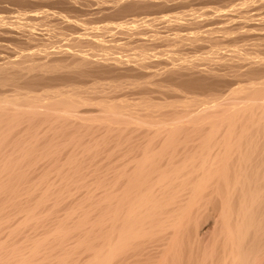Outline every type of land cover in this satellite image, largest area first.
Returning <instances> with one entry per match:
<instances>
[{
    "label": "bare ground",
    "instance_id": "bare-ground-1",
    "mask_svg": "<svg viewBox=\"0 0 264 264\" xmlns=\"http://www.w3.org/2000/svg\"><path fill=\"white\" fill-rule=\"evenodd\" d=\"M1 12L0 264H264V0Z\"/></svg>",
    "mask_w": 264,
    "mask_h": 264
},
{
    "label": "rangeland",
    "instance_id": "rangeland-1",
    "mask_svg": "<svg viewBox=\"0 0 264 264\" xmlns=\"http://www.w3.org/2000/svg\"><path fill=\"white\" fill-rule=\"evenodd\" d=\"M13 8H14V9H13L12 11H14L15 8H18V7L16 6V7H13ZM3 13H4V12H1L0 14H3ZM4 14H6V13H4ZM114 29H115V28H114ZM114 29H113V31H115ZM81 30L83 31V30H85V29H84V28H83V29L80 28L79 32H82ZM37 31H38V30H37ZM111 31H112V30H111ZM111 31L108 32L110 35H111V33H112ZM116 31H117V29H116ZM67 33H69V32H67ZM71 33H72V31H71ZM108 33H106V35H107ZM110 35H107V37L110 36ZM116 35L118 36V34H116ZM119 36H120V34H119ZM121 36H122V35H121ZM116 38H117V37H116ZM122 38H123V37H122ZM123 39H124L123 41L126 42V40H125L126 38L124 37ZM2 42H3V41H1L0 43L2 44ZM6 42H7V44H6ZM119 42H120V41H119ZM4 43H5V44H4ZM10 43H11V41H4V42H3L4 45H6V46L8 45V46H9V47H7V48L10 49V47H11L12 50L16 51V49H15L16 46H14L15 44H13L14 42L11 43V44H10ZM15 43H16V42H15ZM116 43H118V42L116 41ZM121 43H122V42H121ZM12 44H13V46H12ZM16 44H17V43H16ZM129 44H130V43H129ZM131 44H135V43H131ZM160 44H161V43H160ZM7 48H6V49H7ZM6 49H5V48L0 49V53L3 52V51H1V50H6ZM7 50H8V49H7ZM7 50H6V51H7ZM6 51H4V53H5ZM202 51H203V50H202ZM10 52H11V51H10ZM6 53H8V51H7ZM8 54H11V53H8ZM12 54H13V53H12ZM110 145H111V144H109V146H110ZM69 147L72 148L73 146L70 145ZM69 147H68V148H69ZM75 147H76V146H75ZM76 148H77V147H76ZM79 148L81 149V146H80ZM99 148H101V146H99ZM102 148H103V146H102ZM105 148H106V147H105ZM80 149H79V150H80ZM107 150H109V148H107ZM97 151H98V153H99V155H100V154H103V153H105V154H109V151H110V150L107 151L108 153L105 152L104 149H103V152H102V153H100V151H102V149H97ZM89 153H90V152H89ZM89 153L86 154V157L89 156V160H88V161L91 160L90 157H91V154H93V151H91V154H89ZM88 154H89V155H88ZM107 156H108V155H106V157H107ZM93 157H94V156H93ZM93 157H92V158H93ZM103 157H104V155H101V156H100L101 160H100V158L97 159V157H95V160L97 159V161H94V159H93V161L91 160V162H88V161H87L86 163H84V166L86 167V168H84L85 171L87 170V172H88V171H89L88 169H90V173H93V172L96 173V172L99 171V170L96 171V170H94L93 168L96 167V164H101V163H102V165H103V163H104V164H105L104 167H106L108 164L106 163L107 161L103 160ZM106 157H104V158L106 159ZM108 158H109V157H108ZM106 160H107V159H106ZM108 160H109V159H108ZM103 161H104V162H103ZM94 162H95V165H94ZM97 162H98V163H97ZM90 163H91V164H90ZM86 164H87V165H86ZM89 164H90V166H89ZM93 165H94V166H93ZM102 165H101V167H103ZM88 166H89V167H88ZM92 167H93V168H92ZM97 168H99V167H97ZM91 169H92V170H91ZM99 169H100V168H99ZM103 169H105V168H103ZM102 171H104V170H102ZM90 173H89V174H90ZM87 174H88V173H86V175H87ZM89 174H88V175H89ZM88 175H87V178H89ZM94 176H95V175H94ZM90 177H91V175H90ZM91 178H92V177H91ZM89 179H90V178H89ZM87 181H88V179H87ZM91 181H92V180H91ZM91 181H90V182H91ZM93 181H94V180H93ZM88 182H89V181H88ZM90 182H89V183H90Z\"/></svg>",
    "mask_w": 264,
    "mask_h": 264
}]
</instances>
